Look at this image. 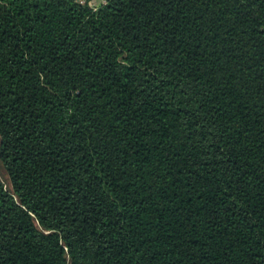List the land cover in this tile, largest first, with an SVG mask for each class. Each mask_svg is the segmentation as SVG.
<instances>
[{"label":"trees","instance_id":"trees-1","mask_svg":"<svg viewBox=\"0 0 264 264\" xmlns=\"http://www.w3.org/2000/svg\"><path fill=\"white\" fill-rule=\"evenodd\" d=\"M0 264H264V0H0Z\"/></svg>","mask_w":264,"mask_h":264},{"label":"crops","instance_id":"crops-1","mask_svg":"<svg viewBox=\"0 0 264 264\" xmlns=\"http://www.w3.org/2000/svg\"><path fill=\"white\" fill-rule=\"evenodd\" d=\"M77 1H80V2L81 1H90L91 4L93 3L97 6H99V5L105 4L107 0H77Z\"/></svg>","mask_w":264,"mask_h":264},{"label":"built area","instance_id":"built-area-1","mask_svg":"<svg viewBox=\"0 0 264 264\" xmlns=\"http://www.w3.org/2000/svg\"><path fill=\"white\" fill-rule=\"evenodd\" d=\"M82 3H84L85 1H81ZM92 5L96 6L95 4L92 3Z\"/></svg>","mask_w":264,"mask_h":264}]
</instances>
